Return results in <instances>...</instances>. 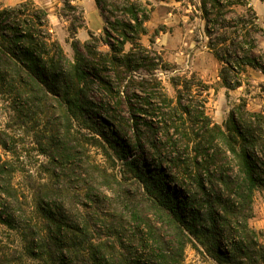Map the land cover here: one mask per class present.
Here are the masks:
<instances>
[{"label":"rangeland","instance_id":"obj_1","mask_svg":"<svg viewBox=\"0 0 264 264\" xmlns=\"http://www.w3.org/2000/svg\"><path fill=\"white\" fill-rule=\"evenodd\" d=\"M99 1L97 7L93 0H69L71 8H68L61 0H0V11L21 3L44 10L51 41L58 43L70 62L74 61L71 44L77 41L82 58L88 62L85 64L88 79L94 82L86 92L84 117L70 115L68 132L58 106L62 96L60 86L46 98L36 88L28 95L21 94L17 102L20 106L29 98L35 104L22 116L15 112L17 106L12 97L0 92V162L8 164L9 183L18 199L5 196L7 209L16 223L14 229L0 224V251L15 259L20 257L27 264L40 263L26 256L24 232L34 223L45 225L56 208L66 220L63 232L82 229L89 242L107 240L109 248L115 245L124 254L129 250L130 258L147 257L146 250L153 245L155 235L170 249L175 248L172 232L162 223L167 213L159 214L153 200L128 170V163L144 164L151 172L162 174L171 191L181 198L186 193L196 196L195 208L201 214L204 212L212 196L209 192L199 193L187 178L193 162V145L178 143L174 134L173 122L179 117L169 116L168 101L173 106L176 96L172 82L182 86L183 80L193 78L201 83V87L193 88L191 96L203 103L210 127L218 125L224 129L230 113L237 115L239 107L242 112L264 116V25L249 7V0L241 4L238 0H221L222 8L207 5L205 15L202 0H130L140 5L144 21L140 29L128 35L130 41L123 45L122 51L115 49L113 53L104 41L108 33L116 44L114 23L128 18L122 12L125 1ZM256 7L264 21V3ZM205 17L210 20L209 27L216 24L210 34L206 32ZM70 24L82 28L72 36L68 31ZM242 40L245 54L254 58L253 67L234 60L231 44ZM86 44L96 48L95 52L101 56L90 57L84 49ZM216 48L227 50L226 54L221 52L220 60L214 55ZM125 55L126 60H122ZM113 56L119 60L112 61ZM222 70L231 89L222 84ZM33 93L37 94L34 99L30 96ZM182 98V103L187 104L190 95L183 93ZM111 127L124 146L123 153L118 149L119 155L110 138ZM184 128L193 134L198 125L184 122ZM102 133L108 142L102 139ZM50 135L52 143L48 146ZM55 146L68 153L53 159L58 165L51 162V157L57 154ZM226 158L221 166L223 176L235 181L237 170L230 155ZM260 178L262 182L252 192L249 209L242 214L259 246L264 245V177ZM209 188L206 183L205 189ZM215 189L219 191L217 185ZM241 203L237 195L229 199V204L236 208ZM221 247L225 249L224 242ZM183 264L217 263L206 247L189 237L183 249Z\"/></svg>","mask_w":264,"mask_h":264},{"label":"trees","instance_id":"obj_2","mask_svg":"<svg viewBox=\"0 0 264 264\" xmlns=\"http://www.w3.org/2000/svg\"><path fill=\"white\" fill-rule=\"evenodd\" d=\"M61 1L66 7L71 8L69 0ZM93 1L99 7L100 1ZM124 1L122 12L128 18L115 22L114 25L117 27L113 25V29L118 34L115 39L116 44L111 42L114 38L108 33L104 41L112 53L116 51L115 49L122 51L123 45L130 41L128 35L135 29H140L144 21L143 16L140 15V5L130 0ZM259 1L264 2V0ZM242 2L244 0H238L237 3ZM221 3V0H210V2L202 0L203 14H206L207 5L216 9L223 7ZM204 19L206 32L210 34L216 24H211L209 27L210 20L207 17ZM46 28L47 13L34 7L33 4L21 3L16 8L0 11V92L5 91L12 97L14 106H17L14 108L15 112L22 116L24 113H29L35 104L29 98L20 106L17 102L22 97L21 94L28 95L36 88L37 91L41 90L46 98L47 94H53L60 86L62 96L58 106L68 132L67 128L71 125L70 115L84 117V110L87 109L88 104L86 92L94 85V82L88 79L90 75L86 67L88 62L82 58L78 42L74 40L71 44L74 50V61L70 62L63 55L58 43L51 41ZM80 28L82 27L70 24L69 34L73 36ZM89 37L92 39V34H89ZM242 44L243 40L241 43L232 42L234 60L237 64L253 67L254 58L249 56V53L245 54ZM84 49L90 57L101 56L95 52L96 48H92L89 44H86ZM221 52L226 54L227 50L224 48L214 50L218 60H220ZM239 52L243 55L238 56ZM121 57L122 60L127 58L126 55ZM115 59V56L111 58L112 61L119 60ZM261 71H263L262 68ZM224 72L223 70L220 72L222 84L225 88L231 89L228 76ZM99 81L102 86H105L101 79ZM172 83L176 96L173 106H171L172 101H168L169 116L179 117V120L173 122L174 134L178 143L185 141L187 146L190 142L193 145V162L191 166L189 165L191 172H188L187 178L194 183L199 193L209 192L212 196L207 200L204 212L201 214L195 208L196 196L189 194L188 196L186 193L181 198L180 194L171 191L164 182L162 174L151 172L144 164L128 163V170L145 194L153 200V205L159 209V214L162 215L163 211L167 213L165 217L162 216L165 218L162 223L172 232V237L176 241L175 248L170 249L158 235H155L152 237V243L156 247L149 245V249L146 250L149 253L147 257L130 258L129 250L127 254H124L119 252L115 245L109 248L107 240L98 241L95 244L89 242L83 236L85 231L82 229L71 228L69 232H63L66 220L56 208L52 215L46 218L45 225L34 223L29 231L24 232L26 235L24 249L30 260H37L40 264H183V249L190 237L206 247L217 264H264V245H257L255 234L247 228L244 219L242 220L243 211L249 209L253 190L262 182L260 177H264V116L242 112L239 107L237 115L235 112L230 113L224 129L218 125L210 127L203 103L191 96L193 88L201 87V83L193 78L183 80L182 86ZM183 93L190 95V98L186 100L187 104L182 103ZM35 95L37 94H30L33 99ZM184 122L191 126L198 125L197 132L189 133V130L184 128ZM109 134L115 143L114 151L118 154L120 149L123 153L124 146L117 137V132L111 127ZM101 137L108 142L103 133ZM51 141L50 135L48 146L51 145ZM59 148L55 146L53 149L57 153L51 157L54 165L58 163H55L53 159L65 157L68 154L67 151H61ZM227 155H230L238 173L235 181L224 177L221 170L222 161L227 159ZM175 163L178 165V160ZM7 166L5 161L0 162V187L2 185L4 187L3 194L0 193V224L14 229L16 218L7 209L5 196L14 201L18 199L10 186L11 171L7 169ZM211 167L213 171L210 170ZM213 181L217 182L219 191L215 189L216 185ZM206 183L210 186L209 191L205 189ZM233 194L242 200L239 208L229 204ZM37 209L41 210L39 201ZM117 239L120 240V238ZM223 242L225 249L221 247ZM115 243L120 245V242L116 240ZM138 245L140 247V241ZM0 264L27 263H24L20 257L15 259L14 256L0 251Z\"/></svg>","mask_w":264,"mask_h":264},{"label":"crops","instance_id":"obj_3","mask_svg":"<svg viewBox=\"0 0 264 264\" xmlns=\"http://www.w3.org/2000/svg\"><path fill=\"white\" fill-rule=\"evenodd\" d=\"M261 3H264V2H261V1H259V0H249V7H252V9L256 12V15H257V17H258V21L260 22V23H262V25H264V21H262L261 19H260V16H259V14H258V11L256 10L257 9V5H259V4H261ZM86 10V9H85Z\"/></svg>","mask_w":264,"mask_h":264}]
</instances>
